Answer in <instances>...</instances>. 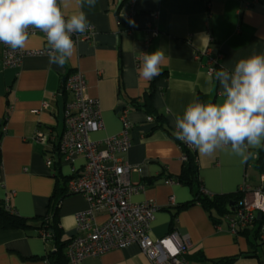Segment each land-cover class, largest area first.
Returning <instances> with one entry per match:
<instances>
[{
    "label": "crops",
    "instance_id": "0c3cea01",
    "mask_svg": "<svg viewBox=\"0 0 264 264\" xmlns=\"http://www.w3.org/2000/svg\"><path fill=\"white\" fill-rule=\"evenodd\" d=\"M129 0H97L95 7L82 10L94 26L89 43L76 44L77 53L63 67L50 64L48 56H28L18 70L5 69L0 47V201L23 218L49 214L51 197L63 188L67 179L80 175L86 163L82 155L70 161L59 153L65 130V108L72 99L64 90L65 79L72 73L84 74L88 95L100 102L104 128L90 135L103 141L123 129L120 115L127 110L132 124V147L124 160L138 171L130 175L133 185L142 189L132 195L135 204L151 201L160 206L151 226L153 240L173 231L187 236L191 243L190 264L236 257L234 264H264V227L257 247L244 234L233 235L226 219L215 224L209 213L197 204L178 210L194 199L195 188L168 184L183 170L180 141L175 136L174 118L190 102H220L219 82L205 69L211 49L218 70H233L236 62L253 53L264 54V6L248 0H136V15L121 17ZM151 24L159 30L151 37ZM30 36L25 50L47 47L42 32ZM162 49L167 64L150 81L141 79L138 58ZM200 55V60L196 56ZM154 85L153 97L148 93ZM148 104L163 116L162 127L148 122ZM42 134L46 142L35 141ZM243 160L229 152L211 156L196 153L201 188L210 196L233 195L243 185L255 189L264 186V164L257 163L264 148L250 149ZM52 159L50 167L47 159ZM88 204L81 195H66L58 211L64 241L76 233V215ZM217 216L216 213H213ZM106 212L97 216L101 224ZM37 224V223H34ZM53 245L36 232L0 230V264H49L47 255ZM206 262H205V261ZM81 264H150L137 244L117 249Z\"/></svg>",
    "mask_w": 264,
    "mask_h": 264
},
{
    "label": "built area",
    "instance_id": "2783aa9c",
    "mask_svg": "<svg viewBox=\"0 0 264 264\" xmlns=\"http://www.w3.org/2000/svg\"><path fill=\"white\" fill-rule=\"evenodd\" d=\"M135 1L126 3V10L121 17L131 20L136 15ZM146 31L151 37L157 36L159 30L151 24ZM38 32L30 30V36ZM45 43L46 37L42 33ZM95 36V28L90 25L84 33H74L73 40L76 44L89 43ZM2 63L5 69L18 70L28 56H48L49 45L40 50H13L0 43ZM212 50H206L203 55L209 56V62L205 66L210 77L218 71V63L221 60L211 58ZM200 55L196 60H200ZM143 55L138 58V64L142 63ZM64 90L71 94L72 99L65 108V130L59 142V153L70 161L74 156L82 155L86 159L85 166L80 175L69 181L67 185L70 195H81L86 199L88 208L76 215V233L66 247V257L70 264H81L88 258L100 256L117 249L137 244L150 264H190L189 251L190 240L174 231L163 238L153 240L150 236L151 226L156 214L161 210L160 206L151 201L135 204L131 201L132 195L142 188L135 186L130 181V175L138 171L129 165L123 156L132 147V124L127 119V110L123 111L120 119L123 123L122 131L103 141H93L92 133L104 128L100 102L90 98L88 87L83 73L70 74L64 82ZM148 122H154L152 117ZM36 142L44 143L46 138L37 134ZM182 161L187 160L184 148L192 152L193 147L180 140ZM52 159L46 161L50 167ZM172 184V181H167ZM243 200L240 207L233 214L228 215L229 231L239 235L241 229L250 227L259 214L264 215V186L251 189L247 185L240 188ZM12 213L15 210L8 208ZM106 212L107 219L99 224L97 216ZM44 240L50 239V234H44Z\"/></svg>",
    "mask_w": 264,
    "mask_h": 264
},
{
    "label": "clouds",
    "instance_id": "9594fccd",
    "mask_svg": "<svg viewBox=\"0 0 264 264\" xmlns=\"http://www.w3.org/2000/svg\"><path fill=\"white\" fill-rule=\"evenodd\" d=\"M97 0H0V43L24 50L30 30L44 33L50 64L63 67L77 53L74 33L89 28L86 14L70 9L95 7ZM168 62L164 50L144 54L137 69L146 81L160 75ZM223 99L216 103L190 102L174 118L175 136L202 156L229 152L243 160L250 149L264 148V54L239 59L233 70L215 72Z\"/></svg>",
    "mask_w": 264,
    "mask_h": 264
},
{
    "label": "trees",
    "instance_id": "16d2710c",
    "mask_svg": "<svg viewBox=\"0 0 264 264\" xmlns=\"http://www.w3.org/2000/svg\"><path fill=\"white\" fill-rule=\"evenodd\" d=\"M251 2H257L260 5L264 6V0H248ZM153 87L150 92L147 94L151 100L153 97ZM201 102L207 103L205 100ZM138 109L144 107L146 113L155 120L157 127H162L163 116L157 113L154 110H151L148 104L143 106H135ZM184 153L187 156V160L183 162V170L180 176L175 179H169L173 183H181L187 186L195 188L194 199L188 204L178 207V210H183L195 206L197 204L201 205L205 209L213 222L218 224L220 220L225 219L228 215L233 214L236 210L239 209L240 203L243 200V195L238 192L233 195H221V196H208L205 191L201 188L198 177V163L196 153L184 148ZM258 165L261 167L264 164V156L261 155L257 161ZM2 167L1 162V148H0V171ZM73 178L67 179L64 182V187H57L55 192L51 197L49 214L46 217L27 219L19 216L18 214L12 213L8 208L9 206L5 201H0V230H23L29 232H36L39 237H43L44 234H50L51 238L46 239L47 243L53 245V251L49 252L47 255V262L49 264H70L66 257V247L69 244L70 240L64 241V234L59 227L58 211L62 200L68 195L67 185L70 180ZM233 203V207L230 204ZM213 213H216L215 216ZM37 223V224H34ZM264 227V215L260 219L258 217L253 222V224L239 231L240 234H244L249 238H252V245L257 247L258 242L261 240V232ZM174 232V231H173ZM237 260L236 257L224 258L220 260L211 261L209 264H234ZM205 261V260H204ZM206 262V261H205Z\"/></svg>",
    "mask_w": 264,
    "mask_h": 264
},
{
    "label": "water",
    "instance_id": "95a60500",
    "mask_svg": "<svg viewBox=\"0 0 264 264\" xmlns=\"http://www.w3.org/2000/svg\"><path fill=\"white\" fill-rule=\"evenodd\" d=\"M230 206L233 207V203H231ZM257 217H258V219H260L262 217V215L259 214Z\"/></svg>",
    "mask_w": 264,
    "mask_h": 264
}]
</instances>
